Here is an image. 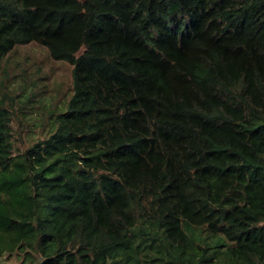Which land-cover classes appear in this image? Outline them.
<instances>
[{
	"label": "trees",
	"instance_id": "obj_1",
	"mask_svg": "<svg viewBox=\"0 0 264 264\" xmlns=\"http://www.w3.org/2000/svg\"><path fill=\"white\" fill-rule=\"evenodd\" d=\"M30 42L73 93L23 146L0 86V260L264 264V0H0Z\"/></svg>",
	"mask_w": 264,
	"mask_h": 264
},
{
	"label": "rangeland",
	"instance_id": "obj_2",
	"mask_svg": "<svg viewBox=\"0 0 264 264\" xmlns=\"http://www.w3.org/2000/svg\"><path fill=\"white\" fill-rule=\"evenodd\" d=\"M0 86L10 90L25 89L26 95L35 93L34 100L23 108L26 120L21 127L23 146L33 137L46 136L51 127L50 112L54 108L65 110L72 89L73 65L66 60L54 59L42 44L30 42L17 45L3 60ZM13 93V92H12ZM20 100L23 97H19ZM20 126V127H19ZM18 264L16 256L3 257L0 262Z\"/></svg>",
	"mask_w": 264,
	"mask_h": 264
}]
</instances>
